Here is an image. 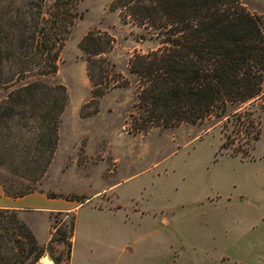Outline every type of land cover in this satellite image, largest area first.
Wrapping results in <instances>:
<instances>
[{
    "label": "trees",
    "instance_id": "trees-1",
    "mask_svg": "<svg viewBox=\"0 0 264 264\" xmlns=\"http://www.w3.org/2000/svg\"><path fill=\"white\" fill-rule=\"evenodd\" d=\"M79 1L0 0V87L9 89L0 105V167L11 175L0 174V185L8 196L43 192L37 183L56 152L68 104L66 87L54 77L60 51L80 16ZM109 9L119 10L121 22L161 37L160 47L135 52L128 61L136 78L134 133L233 116L237 133L259 139L251 112L244 111V117L238 109L264 92L262 15L242 0H112ZM112 43L106 32L91 30L78 42L92 85L90 99L80 107L83 117L98 112L108 89L126 84L104 56ZM46 195L79 204L89 198ZM58 214L69 216V222ZM74 222L73 211H56L54 230L40 244L15 210L0 208V264H37L45 252L54 264H69ZM59 244L67 247L64 257L54 255Z\"/></svg>",
    "mask_w": 264,
    "mask_h": 264
},
{
    "label": "rangeland",
    "instance_id": "rangeland-1",
    "mask_svg": "<svg viewBox=\"0 0 264 264\" xmlns=\"http://www.w3.org/2000/svg\"><path fill=\"white\" fill-rule=\"evenodd\" d=\"M111 1L78 3L80 16L60 51L54 77L66 87L68 104L61 117L56 152L37 183L45 193L89 197L87 203L71 210L75 222L70 263L88 264L84 259L89 258V264H109L115 255L107 245L114 239L109 223L122 215L100 213L92 206L137 202L141 208L166 210L172 221L167 228L182 231L180 245L185 251L196 240L228 254L229 264L234 259L242 264H264V92L238 109L243 114L251 112L260 131L257 140L246 132L237 133L233 116L228 121L208 119L196 125L134 133L130 121L137 112L136 78L129 72L128 61L135 52L160 47L161 37L152 29L121 22L119 10L109 9ZM242 2L264 17V0ZM90 30L112 37V48L104 56L126 84L108 89L99 99L98 112L83 117L80 107L90 99L92 85L78 42ZM8 91L0 87V105ZM0 174L11 176L2 167ZM55 214L16 211L40 244L53 232ZM57 217L65 223L70 220L64 214ZM90 247L93 254L88 255ZM66 249L59 244L54 255L61 252L64 257ZM139 255L142 261L147 259L143 251ZM43 257L53 262L50 253Z\"/></svg>",
    "mask_w": 264,
    "mask_h": 264
},
{
    "label": "crops",
    "instance_id": "crops-1",
    "mask_svg": "<svg viewBox=\"0 0 264 264\" xmlns=\"http://www.w3.org/2000/svg\"><path fill=\"white\" fill-rule=\"evenodd\" d=\"M74 202L76 203V201L62 197L50 198L45 192L39 191L11 197L4 194L0 185V208L18 212L31 209L50 215L51 212L58 210L71 211L77 206L87 203V201L81 204H74ZM92 207L100 213L122 215V217L114 219V222L109 223L110 228L113 229L114 239L111 242L107 241V245L115 252L109 264H229L230 262L231 258L228 254L203 246L196 240H192L188 245L191 247L189 251L183 250L180 245L183 240L182 231L167 228L172 221L166 210L141 208L137 202H133L129 206L121 204L111 207ZM141 225L144 226L141 227ZM139 230H143V234H136V231ZM167 231L170 233L169 235L165 233ZM50 236L49 232L47 241ZM47 241L43 244H46ZM141 241L142 245H140ZM141 251L147 257L144 261L140 259ZM73 252L72 241L69 264H71ZM89 254H93L91 247L88 251ZM84 262L89 264V258L84 259ZM96 264L98 263L96 262ZM233 264H242V262L234 259Z\"/></svg>",
    "mask_w": 264,
    "mask_h": 264
},
{
    "label": "bare ground",
    "instance_id": "bare-ground-1",
    "mask_svg": "<svg viewBox=\"0 0 264 264\" xmlns=\"http://www.w3.org/2000/svg\"><path fill=\"white\" fill-rule=\"evenodd\" d=\"M38 264H53V263H52V261H51L49 258H47V257H42V258L39 260Z\"/></svg>",
    "mask_w": 264,
    "mask_h": 264
}]
</instances>
